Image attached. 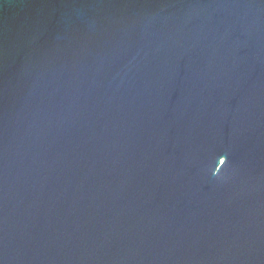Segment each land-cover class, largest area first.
Instances as JSON below:
<instances>
[{
  "label": "water",
  "instance_id": "95a60500",
  "mask_svg": "<svg viewBox=\"0 0 264 264\" xmlns=\"http://www.w3.org/2000/svg\"><path fill=\"white\" fill-rule=\"evenodd\" d=\"M0 264H264V0H0Z\"/></svg>",
  "mask_w": 264,
  "mask_h": 264
}]
</instances>
